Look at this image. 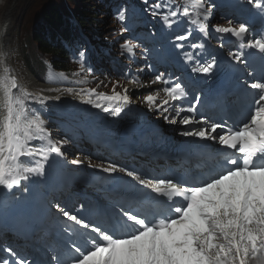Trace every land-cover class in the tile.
<instances>
[{"label":"snow or ice","instance_id":"6c2138e0","mask_svg":"<svg viewBox=\"0 0 264 264\" xmlns=\"http://www.w3.org/2000/svg\"><path fill=\"white\" fill-rule=\"evenodd\" d=\"M144 3L149 5V0ZM247 3L264 13V0H247ZM213 7L207 0H172V3L153 0L149 5L152 15L159 16L167 28L178 25L181 20L192 26L175 36V40L181 42L188 41L194 31L207 37ZM118 19L125 20L124 12L119 13ZM232 24L233 21L228 20L229 26L217 25L215 31L230 34L240 41V50L229 51L228 57L247 67L243 48L264 54V33L247 39L251 26L244 22L238 27ZM175 46L184 48L183 43ZM204 46L203 43L189 45L192 49H203ZM122 47L132 54L136 45L128 40ZM184 55L187 61L195 62L191 68L193 73L207 75L217 65L215 57L202 63L194 53ZM79 56L80 68L84 71L85 53L80 52ZM247 75L251 82H242L249 98L247 114L238 124L212 121L203 115L198 117L199 95L187 107L174 109L171 122L188 126L181 133L184 137L219 146L209 157L212 165L203 176L177 179L172 175L147 176L116 164L108 167L89 165L109 174L124 172L158 199L149 198L134 210L121 206L117 218L115 221L109 219L107 227L55 204L62 217L71 222L63 227L71 241L65 244L72 253L67 264H264V77L257 79L252 72ZM102 83L99 82L97 88ZM152 83L165 85L161 91L166 98L160 102L158 94L145 96L150 109L167 113L170 102L189 95L182 83H172L163 74L157 75ZM97 88L81 89L75 95L86 96L84 103L113 116L120 115L124 106L131 103L127 88L118 92L114 86L112 95L98 92ZM0 94L3 109L0 117V186L11 189L32 176H43L50 154L64 156L62 146L68 141H54L49 121L38 110L30 109L27 103L32 97L44 105L49 97H35L19 85L15 76L9 75L8 68L0 76ZM101 100L116 102V106L102 104ZM221 102L227 106V95ZM164 118L168 119L167 116ZM71 163L80 165L82 162L72 160ZM77 228L85 231L78 232ZM3 251L10 258L0 257V264H29L12 248L5 247ZM50 259L54 264H64L59 252Z\"/></svg>","mask_w":264,"mask_h":264},{"label":"rangeland","instance_id":"374dc122","mask_svg":"<svg viewBox=\"0 0 264 264\" xmlns=\"http://www.w3.org/2000/svg\"><path fill=\"white\" fill-rule=\"evenodd\" d=\"M41 1H46L47 8H49L51 4H55L53 0H0V17H2L5 13L6 14L8 13L7 16L9 17L10 20H12L10 21V24L12 25L11 30L6 35L7 40L12 42L11 57L12 56L13 57L11 60V64L13 67H15L16 64L21 70L28 69L22 57V48H21L22 39L25 37L26 34L27 22L31 18L33 13L37 10ZM136 1H140V0H136ZM61 2L64 4V0H61ZM219 2L220 0H207V3L209 5L214 6L212 9L213 15L209 20V24H211L210 26L211 28L209 29V32L212 33L213 35L218 34L215 31V26L221 25L227 27L229 26L228 20H231L228 18L227 15H224L223 17L221 16V14H223V11L220 7L221 4ZM89 3L94 4V1L92 0ZM117 3H115V5ZM140 3L142 5V9L139 15L140 22L138 24H136L134 20L136 15L128 16V9L130 7V4H128V0L125 1V3H123L122 8H113V9L109 8L108 11L104 12L103 6L99 7V12H97V16L99 15L98 18H99V23H102L101 25H103V22L105 20H107L106 14H108V18L110 17L112 19L118 16L120 12H124L125 20L123 22H120L118 26L112 29L118 27V32L121 33L120 32L121 29L119 27L124 26L127 28L128 27L131 28V34L129 35V37L121 36L119 39H124V40L128 39L132 41V43L138 45L139 46L137 47L139 49L138 53L141 54V57L139 58L136 57L137 58L136 61L133 59L119 60L118 59L119 54L117 53L118 50L114 47L119 42V39L117 41L113 40V45L111 49L103 48L102 56H96L97 58L94 57L92 60L93 61L92 64L95 66L96 70L98 71L97 73L102 72L104 75L101 76L100 80H98V82H103V83L98 88H97L98 84L92 82H89L87 86L97 88L98 91L104 92L108 95H112V89L114 86L116 91L119 92L123 88H127L129 81L136 80L138 82H141L143 85H145V87H141L137 90L133 89L131 90V94L134 96H139L138 98L136 97L135 99L140 100L142 104L141 106L144 107L145 110H148L154 117H158L160 115L164 118V115H162L161 111L157 110L156 108L150 109L147 102L144 100V97L150 94V91H155L156 89L155 86L157 84V83L153 84L152 82H150L153 81L152 79H150V81H145V79L148 78L147 75L154 76L163 68V66H158V64L154 62V56H155L154 54L164 55V51L162 49V40L164 35L171 30H177L181 28L187 29L189 25L187 24L186 21L181 20L178 25H174L172 28H167L162 23V20L159 16H153L150 8L142 4L141 1ZM151 25H152V29H154V32H152L153 30H151ZM110 26L113 25L110 24ZM108 27H109V21H107L106 24L101 26L99 29L106 30V28L108 29ZM82 33L84 37H88L87 32L82 31ZM151 33H153L152 36ZM138 40H139V44H137ZM89 41H91V38ZM132 57H134L133 54ZM112 60L113 62L116 61L120 67L116 70L118 71V73H113L114 68L111 66L113 63ZM20 69L17 68L18 71H21ZM26 70H24V72L27 75V77L36 81L30 75L27 74ZM29 78L26 79L29 81ZM104 82H107L108 86L104 87ZM53 85L54 86H49L46 84L44 85L51 88L54 87V89L52 90L39 88L38 91L39 93H41L42 96L45 97V95L49 93L67 92L68 89L62 91L60 90L63 87L70 86L69 84L66 85L53 84ZM33 90L37 91L36 89ZM160 91L161 89H157V91L152 92V94L153 95L159 94ZM71 99L72 98H69V100L73 102V100ZM84 99H87V97ZM82 100L83 98L80 99V101ZM31 102L32 103H29V107L32 110H38L42 114V116L49 121L48 127L51 130L53 140L54 137L56 136L59 137V140H65L66 138L71 137L73 134L80 136V138H78V143L83 146V148L80 151H83V154L86 155L85 160L89 159L92 162L101 163L104 165V167H106L104 163L106 161L109 162L110 158L115 156V154L111 153V150L108 147L104 146L103 144L99 145L94 141H89L86 138L87 134L80 126L79 121L76 118H73L67 114L68 112L67 107H64L62 110H58L55 108V106L53 107L49 104L48 105L46 104V106H43L41 108L36 103H33L34 101ZM62 102H63V98H59L55 102V104L56 103L62 104ZM160 102H162V99L160 100ZM71 144L72 142L69 143V145ZM72 159H73V155H72ZM82 160H84V158H82Z\"/></svg>","mask_w":264,"mask_h":264},{"label":"bare ground","instance_id":"6f19581e","mask_svg":"<svg viewBox=\"0 0 264 264\" xmlns=\"http://www.w3.org/2000/svg\"><path fill=\"white\" fill-rule=\"evenodd\" d=\"M232 1L233 0H221L220 2L228 5V4H231ZM242 7H243V5H241L239 7L240 11H243ZM76 9L77 8H75V10ZM82 12H84V11H82ZM7 15H8V13L7 14L5 13L2 17H0V76H3L4 75V69L8 68L9 69V75L15 76L17 78V80L19 79L21 83H19V82L18 83L21 86V84L24 82L23 74L21 71L17 70L16 66L13 67L11 64V60H12L11 44H12V42L7 40L6 35L11 30L12 25L10 24V21H12V20H10ZM191 27L192 26H190L188 29H191ZM20 37H21V34H20ZM194 37L206 38L203 35H201L200 33L194 31L193 36L190 37L188 41L181 42V41H176L175 35L173 34V32L169 31L165 35L164 39L162 40L163 47L166 51V54L171 53L172 55L178 56L181 49L177 48L175 45L178 43H183L184 46H186L187 44H191L192 39ZM12 52H13V50H12ZM156 68H158V67H156ZM26 72H27V70H26ZM27 74L30 75L28 72H27ZM26 78H29V77H27V75H26ZM32 78L34 79V77H32ZM132 81L129 82V85L127 88L128 89L127 94L131 97V103L124 106L123 111L118 116H113L110 112H104L101 108H96L91 104L84 103V100H85L84 98H86V96L82 97V96L75 95L76 92H79L81 90V89H77V88H71L73 90L72 92L67 91L64 93L46 94L45 97H49V99H47L45 101V104L46 103L50 104L52 102L51 105L53 107L55 106V108L58 110H62L64 107H67L68 112L71 113L74 117H76L78 119L81 127L89 134V137L95 138V139H101V140H105V141H109V140L113 139L114 141L110 142L111 145H114V144L118 145L119 142L117 141L118 137L116 134V123H115V121H117V120L129 121V122H131L132 126H143L146 129L152 128V125H149L146 123H138L136 120V115L140 111V105H142V104H141L140 100L134 99L136 97L138 98L139 96L132 95L130 93V91L133 89L137 90L141 87H145V85H143L140 82L133 83ZM28 82L29 83L27 84L25 89H27L29 92L33 93L35 95V97L42 96L41 93H39V91H38L39 88L52 89L51 87L44 86L45 84H43L37 80L34 81V80L29 78ZM163 87H164V85H161L159 83L156 84V86H155L156 89H162ZM33 89H36L37 91H34ZM161 92L162 91H160V93L158 92L159 96H161ZM64 95H66V97H64ZM57 96H59L60 98H63L62 104H60V103L55 104V102L58 100V99H55V97H57ZM245 97H247V96H245ZM69 98H72L71 100H73V102H71L69 100ZM79 98L80 99L83 98V100L80 101ZM30 101H34V102L38 103L37 100L32 98V97L29 98L27 103H29ZM0 102H2V94H0ZM99 102L102 104H105V105H107L108 103H112L113 106H116V102H107V101H103V100H101ZM138 104H140V105H138ZM149 113L150 112H146V114H149ZM2 116H3V114H2ZM158 118L161 119V116H159ZM183 131L184 130H182L180 132L178 140L182 144V146H185L188 143H190V137H184L181 134ZM65 145L66 146L65 147L62 146V148H63V150H65L64 153L67 154V155L65 154V156L67 157L68 160L64 159V156H59L55 153H51L50 158L45 165V174L41 177L39 176L38 178H34L35 180L37 179L38 183L33 190L32 197L18 199L16 201V203H19L21 201H27V202H30L32 204V206L35 208H39L41 206H47V204H49L51 199H53V197H51L52 193H56V191L58 193H60V191L63 187H65L68 184H71L74 181H77L79 179L87 180L88 177H98V175L103 172L96 167L89 166L90 164H88L85 159L83 161H81L82 163L80 165L72 164L71 163V161L73 160L72 154H70L69 149H66V148H68V144H65ZM115 147H117V146H115ZM209 157L210 156H208V158H204V159L208 160ZM73 158H74V156H73ZM182 177H185V176H182ZM59 188H61V189H59ZM57 189H59V190H57ZM22 193H25V191H20V194H22ZM10 195H11V192H10V189H8V188H6L2 192V194L0 196V211L7 210L9 208L10 204L12 203V200L14 199V197L19 196L16 194V195L12 196V199H9L8 196H10ZM58 244L59 243H54L53 245H55V247L57 248L59 246Z\"/></svg>","mask_w":264,"mask_h":264},{"label":"trees","instance_id":"16d2710c","mask_svg":"<svg viewBox=\"0 0 264 264\" xmlns=\"http://www.w3.org/2000/svg\"><path fill=\"white\" fill-rule=\"evenodd\" d=\"M86 1L67 0L70 7L85 20L89 14ZM53 2L55 4L47 8L46 1H41L27 22L23 50L27 63L38 76H40L39 69H43L44 66L46 72L53 71L55 74H68L71 68L76 66L71 60H65L61 54L64 50L58 47L61 36L67 35L73 27L69 10L61 0H53ZM42 23H45V26Z\"/></svg>","mask_w":264,"mask_h":264}]
</instances>
